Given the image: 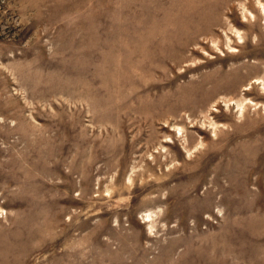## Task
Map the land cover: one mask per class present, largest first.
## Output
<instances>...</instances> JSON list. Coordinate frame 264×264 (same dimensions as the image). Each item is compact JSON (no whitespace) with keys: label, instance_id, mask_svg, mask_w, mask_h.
<instances>
[{"label":"rangeland","instance_id":"obj_1","mask_svg":"<svg viewBox=\"0 0 264 264\" xmlns=\"http://www.w3.org/2000/svg\"><path fill=\"white\" fill-rule=\"evenodd\" d=\"M0 264H264V0H0Z\"/></svg>","mask_w":264,"mask_h":264}]
</instances>
